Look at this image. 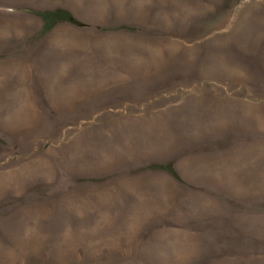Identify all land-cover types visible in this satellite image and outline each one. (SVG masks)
Returning a JSON list of instances; mask_svg holds the SVG:
<instances>
[{
  "label": "rangeland",
  "instance_id": "obj_1",
  "mask_svg": "<svg viewBox=\"0 0 264 264\" xmlns=\"http://www.w3.org/2000/svg\"><path fill=\"white\" fill-rule=\"evenodd\" d=\"M0 264H264V0H0Z\"/></svg>",
  "mask_w": 264,
  "mask_h": 264
},
{
  "label": "crops",
  "instance_id": "obj_2",
  "mask_svg": "<svg viewBox=\"0 0 264 264\" xmlns=\"http://www.w3.org/2000/svg\"><path fill=\"white\" fill-rule=\"evenodd\" d=\"M60 15L62 17H64L65 19H68L69 22L74 20L69 14L62 13L58 10L50 11V12H47L45 14L41 13V14H39V17L42 21V24H41V27L38 31V34H43L44 32L51 31L52 26L54 24H56L57 22L58 23L60 22V20H59Z\"/></svg>",
  "mask_w": 264,
  "mask_h": 264
},
{
  "label": "bare ground",
  "instance_id": "obj_3",
  "mask_svg": "<svg viewBox=\"0 0 264 264\" xmlns=\"http://www.w3.org/2000/svg\"><path fill=\"white\" fill-rule=\"evenodd\" d=\"M172 2H174V4L176 5V7H180L181 0H174V1L172 0Z\"/></svg>",
  "mask_w": 264,
  "mask_h": 264
}]
</instances>
